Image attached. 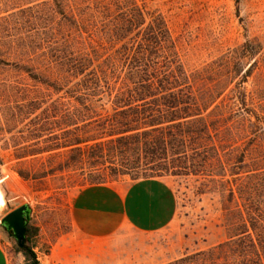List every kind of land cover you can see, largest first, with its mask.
<instances>
[{"label":"rangeland","instance_id":"obj_1","mask_svg":"<svg viewBox=\"0 0 264 264\" xmlns=\"http://www.w3.org/2000/svg\"><path fill=\"white\" fill-rule=\"evenodd\" d=\"M82 1L0 0V220L29 206L26 246L37 264H166L227 240L252 210V201L264 202V135L254 132V116L239 112L235 102L231 131L217 135L228 139L218 148L219 157L212 158L211 151L204 156L202 145L210 141L200 139L198 168L190 167V159L181 163L176 148L166 159L113 149L124 125L106 95L99 101L86 96L79 103L64 93L77 87L78 79H68L60 92L43 83L58 79L59 56L83 50L89 42L94 3ZM145 4L164 17L188 72L228 50L250 53L225 92V106L214 109L208 121L229 115L226 104L236 101L237 89L245 90L251 109L264 104V0ZM143 178H161L171 186L176 211L169 225L152 233L123 227L103 238L76 229L70 208L82 188ZM0 244L7 264H33L1 222Z\"/></svg>","mask_w":264,"mask_h":264},{"label":"trees","instance_id":"obj_2","mask_svg":"<svg viewBox=\"0 0 264 264\" xmlns=\"http://www.w3.org/2000/svg\"><path fill=\"white\" fill-rule=\"evenodd\" d=\"M146 2L86 0L85 3H94L90 8L87 46L59 56L58 79L53 83L42 80L43 83L60 92L68 85V79H78L77 87L64 93L76 96L74 100L79 103L86 96H98L99 101L101 95H106L115 113L122 115L124 125L116 133L120 136L113 149L166 159L169 151L176 148L178 159L183 164L190 159L191 168L200 167L202 138L210 141L202 145L203 155L211 151L212 158L219 157L218 148L228 139L224 135L217 140V135L231 131L229 118L235 102L241 105L239 112L254 116V132L262 131L264 135L259 125L264 126V104L259 101L257 109L248 107L243 89L235 90L232 98L236 101L226 104L230 112L227 117L208 121L214 109L225 106V92L240 73L241 59L250 53L245 48L240 52L239 48L228 50L201 70L188 72L179 59L164 17L147 9ZM82 21L80 17L75 22ZM250 67L243 72L239 84L249 75ZM88 88L90 93H85ZM251 208L247 217H241L234 225L227 240L166 264H264V202L261 206L253 200ZM28 239L26 228V242ZM20 250L37 264L31 247Z\"/></svg>","mask_w":264,"mask_h":264},{"label":"crops","instance_id":"obj_3","mask_svg":"<svg viewBox=\"0 0 264 264\" xmlns=\"http://www.w3.org/2000/svg\"><path fill=\"white\" fill-rule=\"evenodd\" d=\"M175 211L174 192L161 178L92 184L77 192L70 208L76 229L92 238L107 237L123 227L138 233L159 231L170 224ZM0 264H7L1 244Z\"/></svg>","mask_w":264,"mask_h":264},{"label":"water","instance_id":"obj_4","mask_svg":"<svg viewBox=\"0 0 264 264\" xmlns=\"http://www.w3.org/2000/svg\"><path fill=\"white\" fill-rule=\"evenodd\" d=\"M30 219V208L27 204L21 205L1 218V225L11 233L17 246L26 247V228Z\"/></svg>","mask_w":264,"mask_h":264}]
</instances>
